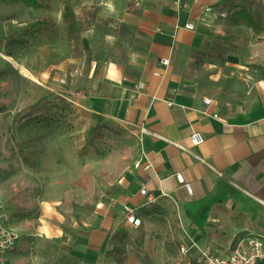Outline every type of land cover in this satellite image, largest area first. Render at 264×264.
<instances>
[{
	"label": "rangeland",
	"instance_id": "1",
	"mask_svg": "<svg viewBox=\"0 0 264 264\" xmlns=\"http://www.w3.org/2000/svg\"><path fill=\"white\" fill-rule=\"evenodd\" d=\"M133 1L0 0V204L20 234L16 264H196L180 250L192 242L175 210L160 207L119 228L105 257H87L86 235L141 152L140 131L117 112L119 84L104 73L142 48L117 12ZM67 6L75 23L63 19ZM200 26L177 59L182 87L247 119L264 78V0H230Z\"/></svg>",
	"mask_w": 264,
	"mask_h": 264
},
{
	"label": "crops",
	"instance_id": "2",
	"mask_svg": "<svg viewBox=\"0 0 264 264\" xmlns=\"http://www.w3.org/2000/svg\"><path fill=\"white\" fill-rule=\"evenodd\" d=\"M103 2L113 5V0ZM224 3L134 0L117 6L118 15L143 45L127 63L105 65L104 73L119 84L118 115L140 131L141 164L128 168L116 205L105 206L86 235L87 257H105L119 228L136 229L125 221V205L136 210L142 224L143 213L152 208L175 210L172 220L181 227L180 236L209 245L220 255L239 237L264 234V78L250 116L234 120L225 117L212 98L206 104L208 96L184 89L177 73L178 56L198 43L200 23ZM186 23L194 28H186ZM139 82L144 83L142 88H137ZM193 132H200L203 141L193 143ZM176 173L191 191L176 180ZM142 185L156 200L149 202L139 193ZM16 259L13 251L9 261L16 264ZM112 263L110 258L102 262Z\"/></svg>",
	"mask_w": 264,
	"mask_h": 264
},
{
	"label": "built area",
	"instance_id": "3",
	"mask_svg": "<svg viewBox=\"0 0 264 264\" xmlns=\"http://www.w3.org/2000/svg\"><path fill=\"white\" fill-rule=\"evenodd\" d=\"M180 3V0H176ZM209 10V8H207ZM186 28L193 29L192 23H186ZM143 82L137 83V88H142ZM204 102L209 104L211 99L204 98ZM170 105L171 102H168ZM216 116V114H215ZM193 143L198 144L203 141V135L200 132H193L190 135ZM140 161L135 163V166H139ZM150 164L146 163L145 167H149ZM176 180L182 183L188 191H191V185L183 181L181 173L175 174ZM141 195L147 196L149 202L156 200L154 195L150 194L142 185L139 189ZM163 195H166L162 192ZM125 212V221L133 228H138L142 224V219L137 215L136 210L125 205L123 207ZM20 244V234L11 224V213L0 204V264H8L10 253L15 251ZM180 250L183 254L192 253L193 260L196 264H264V234H249L239 237L229 247L228 251L223 254H217L213 251L209 245H200L195 242L191 244H182Z\"/></svg>",
	"mask_w": 264,
	"mask_h": 264
},
{
	"label": "trees",
	"instance_id": "4",
	"mask_svg": "<svg viewBox=\"0 0 264 264\" xmlns=\"http://www.w3.org/2000/svg\"><path fill=\"white\" fill-rule=\"evenodd\" d=\"M22 1L26 2L29 5H34V6L39 4L38 0H22ZM221 1L224 3L225 1H229V0H221ZM236 13L243 16V18H245L249 23L254 22L252 17H250V15L246 12L245 9H240ZM63 19L67 23H75L74 13H73L72 9H70L68 6L64 9Z\"/></svg>",
	"mask_w": 264,
	"mask_h": 264
},
{
	"label": "bare ground",
	"instance_id": "5",
	"mask_svg": "<svg viewBox=\"0 0 264 264\" xmlns=\"http://www.w3.org/2000/svg\"><path fill=\"white\" fill-rule=\"evenodd\" d=\"M21 72L24 74V75H27L28 72L26 70H21Z\"/></svg>",
	"mask_w": 264,
	"mask_h": 264
}]
</instances>
